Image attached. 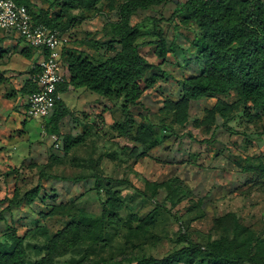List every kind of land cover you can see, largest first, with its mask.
I'll list each match as a JSON object with an SVG mask.
<instances>
[{"label": "rangeland", "instance_id": "1", "mask_svg": "<svg viewBox=\"0 0 264 264\" xmlns=\"http://www.w3.org/2000/svg\"><path fill=\"white\" fill-rule=\"evenodd\" d=\"M30 1V8L39 13L54 0ZM125 1L102 0L93 9L70 12L67 18L73 20L62 32V51L82 53L95 62L114 56L120 45L111 24L119 19ZM184 2L170 0L140 10L131 21L145 36L141 54L155 66L142 81L140 104L130 108L136 123L153 127L160 140L146 156L140 155L142 145L117 131L124 120L123 97L108 99L69 87L61 97L72 113L50 134L46 121L51 117L27 119L19 93L27 77L20 76L27 72L24 67L13 65L16 69L7 81L0 77V238L12 229L26 236L30 261L45 256L53 236L79 219L77 204L99 215L109 190L118 191L125 204L116 211L117 220L107 222L101 239L80 243L56 264H131L149 256L163 258L179 247L181 232L201 244L231 237L232 216L264 238V109L250 108L254 118L248 117L233 92L192 101L183 126L163 110L166 100L181 97L183 80L198 74L201 66L193 46L200 34L197 26L183 24L179 17L168 20ZM155 24L173 49L164 59L157 56L156 45L147 43L157 40ZM6 39L21 40L0 30V43ZM17 59L23 60L17 53L0 57V66ZM146 80H155L154 86L147 87ZM221 100L234 103V110L226 113L229 119L219 114L215 122H203L206 111ZM75 138L79 143L66 154L65 145ZM43 168L48 177L41 180L40 197L30 206L3 211L14 195V176L21 178L18 187L24 193L39 183ZM93 174L100 175V188L92 178L70 180ZM61 204L56 215L44 218L41 212Z\"/></svg>", "mask_w": 264, "mask_h": 264}, {"label": "trees", "instance_id": "2", "mask_svg": "<svg viewBox=\"0 0 264 264\" xmlns=\"http://www.w3.org/2000/svg\"><path fill=\"white\" fill-rule=\"evenodd\" d=\"M15 1L29 8L36 24H44L62 34L73 20L67 18L70 12L93 9L102 0H54L49 9H41L39 13L30 8V0ZM168 1L170 0H126L122 3L119 19L111 24L112 35L118 41L120 49L105 61L95 62L82 53L65 54L62 51L69 78L59 86L58 91L63 94L72 87L86 89L108 99L123 97L124 120L116 128L121 136L129 137L142 145L141 156H146L159 146L160 140L153 127L136 123L130 108L140 104L144 93L142 81L155 66L141 54L140 48L145 36L131 21L138 11L157 7ZM52 8H57V12L53 14ZM175 17H179L181 23L194 24L199 29L200 34L195 37L193 46L201 66L198 74L183 80L181 97L166 100L163 110L173 116L176 124L183 126L188 122L192 101L227 96L234 92L237 96L236 103L245 105L244 113L254 118L250 108L264 109V1L186 0L168 20ZM154 29L157 40L147 43L156 45L157 56L164 59L173 49L157 24ZM30 50L34 51L25 47L23 55L31 57ZM39 72V67L34 66L30 70L29 79L20 90L27 98L39 90L36 81ZM146 83L150 88L154 86L155 80H146ZM233 110L234 103L221 100L218 105L206 111L203 122H215L219 114L229 119L226 113ZM71 113L63 100H59L50 121H46L47 131L52 129L50 134L57 133L59 123ZM76 143H79V138L67 143L65 153L69 154ZM260 166L264 171V162H260ZM47 177L46 168L41 169L39 183L22 193L18 187L21 178L14 176V195L6 200L8 205L3 211L11 212L14 208L32 205L41 195V180ZM53 178L69 180L60 176ZM90 178L95 180L96 188H100L101 178L98 174L73 177L70 180L81 182ZM108 195L107 200L102 202V212L99 215L93 216L80 203L77 204L79 219L70 222L54 235L48 243L47 254L38 260L28 259L26 236H20L16 229H12L11 234L0 238V264H56L59 257L72 251L80 243L89 239H101L107 222L116 221V211L125 208L118 191L109 190ZM59 208H62V204L53 206L48 213H41L44 218L50 217L56 215ZM1 220H4L3 212ZM232 220L231 237L211 239L206 244H201L193 241L187 233L181 232L179 247L165 257H144L131 264H264V238L241 225L235 216H232Z\"/></svg>", "mask_w": 264, "mask_h": 264}, {"label": "built area", "instance_id": "3", "mask_svg": "<svg viewBox=\"0 0 264 264\" xmlns=\"http://www.w3.org/2000/svg\"><path fill=\"white\" fill-rule=\"evenodd\" d=\"M0 30L23 39L36 54L35 66L39 90L27 98V119L44 120L50 117L57 102L62 100L59 86L69 78V72L62 57L63 36L57 29L36 24L29 8L15 0H0ZM34 67V66H33Z\"/></svg>", "mask_w": 264, "mask_h": 264}, {"label": "crops", "instance_id": "4", "mask_svg": "<svg viewBox=\"0 0 264 264\" xmlns=\"http://www.w3.org/2000/svg\"><path fill=\"white\" fill-rule=\"evenodd\" d=\"M0 41H2V40H0ZM20 43H21V40L19 42H16L14 40H8V39L3 40L2 44L0 43V46H3L2 48H0V57L7 58V57H10L13 53H17L20 56H22V58H23L22 61L17 59L18 60L17 62H13L9 65H1L0 66V77L3 76L6 79L5 81H7V79L11 77L10 76V74L12 75L11 71L16 69V68L15 69L13 68V65H15V66H23L25 69L24 72L27 71L23 75L20 74V76H22L23 78L27 76L25 78V82H26L27 79H29V77H30V70H32L33 65L36 63L35 62L36 61L35 52L30 50L31 57H29V58L25 57L22 53V50L25 47H27V48H29V47L26 45V43H25V46L20 47ZM26 60H28V62ZM16 75H19V74H16ZM2 79L3 78H0L1 85L4 83V81L2 82ZM25 82H24V84H25ZM24 84H23V86H24ZM19 93H20V95H22V97L24 99V104H25L24 108L27 110V107H26L27 96H24L20 91H19ZM8 97H10V99H11V98H15L16 96L13 94L12 96H8Z\"/></svg>", "mask_w": 264, "mask_h": 264}]
</instances>
